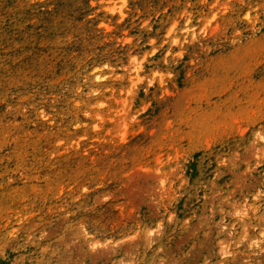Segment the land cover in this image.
Segmentation results:
<instances>
[{
    "label": "rangeland",
    "instance_id": "rangeland-1",
    "mask_svg": "<svg viewBox=\"0 0 264 264\" xmlns=\"http://www.w3.org/2000/svg\"><path fill=\"white\" fill-rule=\"evenodd\" d=\"M0 264H264V0H0Z\"/></svg>",
    "mask_w": 264,
    "mask_h": 264
},
{
    "label": "bare ground",
    "instance_id": "bare-ground-1",
    "mask_svg": "<svg viewBox=\"0 0 264 264\" xmlns=\"http://www.w3.org/2000/svg\"><path fill=\"white\" fill-rule=\"evenodd\" d=\"M255 245H256V243H255ZM225 251H226V250H225ZM225 251H224V252H225ZM228 255H229V254H228ZM221 256H222V255H221Z\"/></svg>",
    "mask_w": 264,
    "mask_h": 264
}]
</instances>
